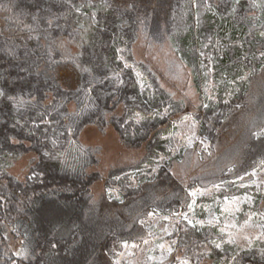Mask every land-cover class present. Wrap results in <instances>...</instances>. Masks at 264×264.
<instances>
[{
	"label": "trees",
	"instance_id": "1",
	"mask_svg": "<svg viewBox=\"0 0 264 264\" xmlns=\"http://www.w3.org/2000/svg\"><path fill=\"white\" fill-rule=\"evenodd\" d=\"M200 6L198 0H0V264H112L123 243L143 238L141 218L173 215L186 208L187 188L229 182L264 161V136L254 135L264 126V0ZM137 45L168 46L199 92L214 83L215 98L190 114L134 57ZM120 54L150 78L152 98L139 94L132 69L121 82L114 78L124 67ZM210 55L212 78L202 67ZM67 69L73 78L63 74ZM164 108L176 119L161 116ZM189 115L211 154L186 149L136 186L124 169L103 177L95 152L80 143L88 127L112 128L126 147L146 149L142 164L154 163L170 155L166 129ZM230 122L234 135L215 150ZM26 157L29 172L20 180L10 171ZM100 183L117 187L122 201L96 195ZM16 233L27 259L10 246ZM214 233L195 229L191 242ZM231 251L214 253L220 264H264L257 249Z\"/></svg>",
	"mask_w": 264,
	"mask_h": 264
},
{
	"label": "rangeland",
	"instance_id": "2",
	"mask_svg": "<svg viewBox=\"0 0 264 264\" xmlns=\"http://www.w3.org/2000/svg\"><path fill=\"white\" fill-rule=\"evenodd\" d=\"M111 1L116 5H122L124 2V0ZM210 1L212 0H198L201 8H207ZM250 13L256 16L259 12L253 10ZM133 55L137 60H143L151 66L158 77L160 86L172 95L173 100L185 103L190 114H194L200 106L206 105L208 101L215 98L214 83L205 82L199 92L190 71L173 62L168 46L144 50V46L137 45L133 50ZM212 60L213 57L210 55L202 62L204 75L209 78H212L214 74ZM117 61L123 62L124 67L118 70L114 78L121 82L124 70L132 69L139 94L152 98L155 90L150 78L140 72L139 68L132 67V63L127 61L122 54L119 55ZM70 71L67 69L63 74L68 78H73L74 76H71L73 73ZM205 100L207 102H204ZM171 110L164 108L161 116L169 117L171 120L176 119V116L171 115ZM152 112L153 115L156 113L154 110ZM240 113L235 116L241 118L242 121ZM236 126L234 122L227 124L215 150L221 149L234 135ZM199 131V125L193 115H189L182 122L173 123L162 136L170 155H160L154 163L142 164L146 157V149L126 147L112 128L101 131L93 126L88 127L82 132L80 143L95 152L99 159L96 170L103 177L106 178L112 170L124 169L127 170L129 180L136 186L138 179L146 183L149 178L157 174L159 167L167 165L174 156L186 149H190L194 156H199L201 151L210 155L211 152L207 151L210 143L200 137ZM261 132H264V126L259 128L255 134ZM186 154L187 152L184 153ZM30 161L29 157L18 161L11 169V174L24 180L29 172ZM135 167L137 168L133 169ZM179 167V162L174 161L173 168L178 169ZM92 171L94 170L91 169ZM187 173L188 171L185 175L188 177ZM100 194H106L111 203L122 201L121 193L115 186L107 189L103 183H100L96 188V195L100 196ZM185 200L184 207L186 208L173 215L160 214L156 211L141 218L139 226L142 229L143 238L131 243H123L116 251L117 254L112 264H220L214 250L223 253L225 249H231L232 254L235 255L255 249L259 253L264 252V161L259 162L246 174L231 179L229 182L192 190L187 188ZM200 228L206 229L207 232L214 230L217 235L214 233L215 237L211 239L208 235L206 241L199 238L200 243L194 240V245L191 242L194 239L193 231ZM189 232L190 236L187 240ZM17 238L18 233L11 236L10 246L19 257L27 259L30 256L27 246L23 244L25 245L23 247L21 239Z\"/></svg>",
	"mask_w": 264,
	"mask_h": 264
},
{
	"label": "snow or ice",
	"instance_id": "3",
	"mask_svg": "<svg viewBox=\"0 0 264 264\" xmlns=\"http://www.w3.org/2000/svg\"><path fill=\"white\" fill-rule=\"evenodd\" d=\"M254 135H256V137L259 139L260 136H264V132H261V133H259V134H254ZM217 247H219V245H217Z\"/></svg>",
	"mask_w": 264,
	"mask_h": 264
}]
</instances>
